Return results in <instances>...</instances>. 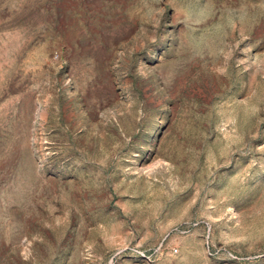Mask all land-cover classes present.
<instances>
[{
	"label": "rangeland",
	"instance_id": "374dc122",
	"mask_svg": "<svg viewBox=\"0 0 264 264\" xmlns=\"http://www.w3.org/2000/svg\"><path fill=\"white\" fill-rule=\"evenodd\" d=\"M0 264H264V0H0Z\"/></svg>",
	"mask_w": 264,
	"mask_h": 264
}]
</instances>
